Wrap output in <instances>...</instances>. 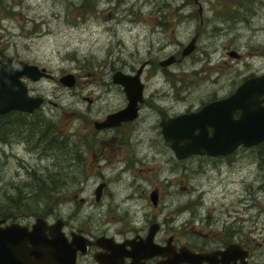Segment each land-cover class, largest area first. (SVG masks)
I'll list each match as a JSON object with an SVG mask.
<instances>
[{"label":"rangeland","instance_id":"374dc122","mask_svg":"<svg viewBox=\"0 0 264 264\" xmlns=\"http://www.w3.org/2000/svg\"><path fill=\"white\" fill-rule=\"evenodd\" d=\"M90 1L94 10L89 7ZM90 1L3 0L0 5V53L39 63L53 75L35 89L52 101L44 106L52 131L65 134L58 132L60 147L49 148L46 140L40 142L34 131L31 130L29 140L22 135L17 140V134L10 133L12 125L7 126L6 142L0 139V208L7 204L9 196L20 203L25 202L19 198L23 195L41 199L35 205L29 203L35 212L18 211L9 222L32 224L38 217L32 213L52 210L42 217L50 222L62 217L68 234L75 227L72 162L65 150L72 147L74 131L76 135L77 130H87L80 128L82 120L75 113L78 109L85 112L83 107L75 106L76 94H123L121 86L113 82L114 73H132L151 57L159 62L175 55L180 60L169 66L170 82L164 80L160 70L156 78L144 79L149 84L145 92L178 94L190 101L232 93L245 78L264 72V0ZM196 35L194 50L183 55V49ZM231 51L241 57L230 55ZM68 73L79 79L78 85L67 86L60 81ZM104 99L115 103L120 97ZM147 128L143 126V130ZM150 135L143 134L145 138ZM66 136L69 146L64 140ZM147 147L145 143L143 151L148 161L144 168L150 167L152 172L144 171L139 183L151 191L154 183H164L168 171L158 150ZM232 157L235 160L230 167L223 162L221 170H209L191 183L200 186L199 190H208L202 195L203 205L214 207V217L244 224L255 220L256 236L263 238L264 143L242 147ZM58 167L65 168L66 183L61 191L48 190L45 195L29 192L31 187L27 183H35L37 176L46 180L48 173L60 170ZM89 168L88 162L75 164V194L88 201L101 180L99 175L89 176ZM49 183L45 181L46 186ZM112 185L118 196L128 189L125 181ZM192 199L202 200L197 192H192ZM205 210L206 207L202 210L204 215ZM88 213L86 210L84 214Z\"/></svg>","mask_w":264,"mask_h":264},{"label":"flooded vegetation","instance_id":"af4514ba","mask_svg":"<svg viewBox=\"0 0 264 264\" xmlns=\"http://www.w3.org/2000/svg\"><path fill=\"white\" fill-rule=\"evenodd\" d=\"M2 1L0 0V5ZM14 1L11 0V3ZM195 1L199 2V0ZM91 3L92 1L89 7H93L94 10ZM238 55L237 58H240L241 54ZM171 57H174V62L168 65L162 64ZM0 60L14 71L17 69L18 60L36 64L41 71L47 69L18 55L0 53ZM178 60L180 59L175 55H170L159 62L151 57L132 73H126L135 75L141 69L140 81L143 90L134 107L136 116L115 121L110 126L102 124L107 122L110 115L127 108L130 102V96L123 85L118 84L124 92L120 95L76 94L75 106L83 107L85 112L78 109L75 113L82 120L80 128L86 127L87 130L85 133L77 130L76 135L74 131L72 147L65 150L72 162L73 172L71 201L75 227L70 233L75 232V238L80 237L86 242V250L78 251L75 264H264V237L256 236L258 222L253 220L252 223L244 224L214 217V207L203 205L202 195L208 190H199L200 186L191 183L193 178L207 175L209 170L215 172L221 170L220 166L223 162L230 167L235 160L232 156L245 146L241 145L225 155L194 153L181 158L174 145L187 147L188 140L182 139L174 144L166 136L167 131L174 129L171 120L182 115H196L205 107L209 108L214 106L215 102L230 98L233 92L225 95H210L207 99L198 101H190L178 94L145 92L149 84L147 85L144 79L156 78L158 70L164 74V80L170 82L172 78L169 66ZM62 77H60L61 82ZM45 78L48 77L45 75L33 80L25 74L19 78L30 96L44 97V102L39 108L33 112L11 110L0 114V122L5 121L8 126L12 125L10 133L15 132L17 140L18 135L29 140L32 131L40 142L47 139L48 121L44 106L52 101L35 89ZM50 78H53L52 74ZM78 80L76 77L73 86L78 85ZM114 96L120 97V100L114 103L111 99L106 101L104 99ZM53 104L57 106L56 103ZM261 104L264 106V100ZM215 106L216 114L219 111L227 112L229 121L222 118V124L226 123L230 126L233 120L241 117L242 112L238 104L227 105L223 102ZM208 112L204 115L203 123L206 121L210 124L207 125V133L213 135V119L210 118H213L214 114L212 109H208ZM145 125L148 128L143 130ZM28 130L30 131L27 133ZM58 132L61 136H65L62 131ZM58 132L48 137L60 141L61 136ZM144 132L151 134L150 138H145ZM199 132L200 128L193 131L195 135ZM1 139L6 142L5 136ZM64 140L69 146L68 136ZM145 143L148 145L147 148L158 150L161 154L159 159L165 161L167 166L165 171H168L164 174V183L160 185L154 183L151 191L145 190L139 183L143 180L144 171L152 172V168L148 167L147 170L144 168V163L148 161L147 153L143 151ZM250 147L253 146H246V148ZM87 162L90 165L89 176L99 175L101 179L89 201L75 194V164L81 165ZM147 179L150 180L148 174ZM124 181L128 184V189L125 194L118 196L111 189V185L113 182ZM192 192H197L202 200L199 202L197 199H192ZM86 203L89 204L85 205ZM205 207L206 215L202 213ZM86 210L89 211L88 215L84 214ZM58 218L62 217L56 219ZM256 218L259 219V216ZM27 225L31 226V224Z\"/></svg>","mask_w":264,"mask_h":264},{"label":"water","instance_id":"95a60500","mask_svg":"<svg viewBox=\"0 0 264 264\" xmlns=\"http://www.w3.org/2000/svg\"><path fill=\"white\" fill-rule=\"evenodd\" d=\"M197 42L194 37L184 48L183 55L190 54ZM230 55L238 57L236 51ZM9 62L11 59L8 60ZM174 62V57L164 61V65ZM0 60V114L11 110L33 112L44 102L41 96H30L19 80L21 75H27L38 80L42 76L50 77L46 69H39L36 64H29L23 60L17 61V69L14 71L8 64ZM141 69L135 75L117 71L113 75V81L124 86L130 96L127 108L109 116L108 126L115 121H122L136 116L135 104L139 101L143 86L140 81ZM62 82L67 86L75 84L76 77L69 73L62 77ZM136 96V97H135ZM264 74L246 79L240 84L230 98L215 102L214 106L205 107L196 115L179 116L171 120L174 129L166 132L167 138L175 144L180 140L189 142L187 147H176L179 157H185L194 153H209L212 155H225L236 150L239 146H254L264 142ZM235 103L239 105L241 117L233 120L230 126L222 124L221 119L229 118L227 112L219 111L216 114V106L222 103ZM213 105V104H211ZM219 108V106H218ZM208 109L213 110L214 133H207L208 122L203 123L204 115ZM218 110V109H217ZM209 116V115H208ZM133 118V117H132ZM177 123V124H176ZM210 125V124H209ZM200 128L195 135L193 131ZM76 245V247H75ZM86 242L80 237L75 238V232L70 235L65 231V222L62 218L49 222L45 217H37L30 225L20 222H7L0 219V264H75L78 251L86 250Z\"/></svg>","mask_w":264,"mask_h":264},{"label":"trees","instance_id":"16d2710c","mask_svg":"<svg viewBox=\"0 0 264 264\" xmlns=\"http://www.w3.org/2000/svg\"><path fill=\"white\" fill-rule=\"evenodd\" d=\"M52 123V122H50ZM48 123V135H47V139H46V143L48 144L49 148H57L60 147V142L58 141H54L52 138L48 137L50 134H53L54 132L52 131V124ZM7 126L8 124L5 123V121H2V124L0 125V135L3 137H7ZM0 136V139L2 138ZM64 144V143H63ZM63 150V147L61 148ZM58 169L56 172H51L48 173V178L46 180H49V186H46L45 184V179H40V177H36V182L35 183H27L29 187H31V191H37L38 193L44 194L48 191V192H53V193H58L59 191H61V188L64 186V184L66 183L64 175L65 173L63 172V170H65L64 167H58ZM50 170H48L47 172H49ZM44 192V193H43ZM34 192H31V194ZM55 194H51V196H53ZM50 196V199L53 198ZM20 199L22 198L23 200L25 199V202H18V201H13L12 196H9L7 199V204H4L1 208H0V219L4 218V219H14L16 217V213L18 211L22 212V211H27L29 212H35L32 207L30 206V202L31 205H35V202H39L41 199L37 198L35 199V197H29V196H21L19 197ZM53 200V199H52ZM54 201V200H53ZM55 202V201H54ZM50 203V201L48 202ZM54 205V204H53ZM52 205V207H53ZM52 211V210H51ZM51 211H47L44 210L43 212H36V213H32L34 215L37 216H42V215H48Z\"/></svg>","mask_w":264,"mask_h":264},{"label":"bare ground","instance_id":"6f19581e","mask_svg":"<svg viewBox=\"0 0 264 264\" xmlns=\"http://www.w3.org/2000/svg\"><path fill=\"white\" fill-rule=\"evenodd\" d=\"M211 119V118H210ZM260 144H262V143H260ZM258 145V144H257ZM246 147V146H245Z\"/></svg>","mask_w":264,"mask_h":264}]
</instances>
